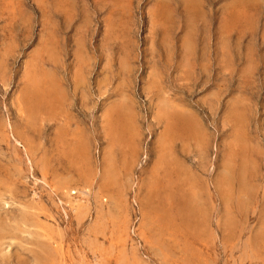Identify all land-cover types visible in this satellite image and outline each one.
Masks as SVG:
<instances>
[{
  "label": "rangeland",
  "instance_id": "1",
  "mask_svg": "<svg viewBox=\"0 0 264 264\" xmlns=\"http://www.w3.org/2000/svg\"><path fill=\"white\" fill-rule=\"evenodd\" d=\"M0 264H264V0H0Z\"/></svg>",
  "mask_w": 264,
  "mask_h": 264
}]
</instances>
